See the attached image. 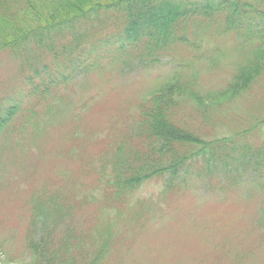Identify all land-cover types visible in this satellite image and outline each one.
Masks as SVG:
<instances>
[{
    "label": "rangeland",
    "instance_id": "obj_1",
    "mask_svg": "<svg viewBox=\"0 0 264 264\" xmlns=\"http://www.w3.org/2000/svg\"><path fill=\"white\" fill-rule=\"evenodd\" d=\"M238 41L215 37L218 56L169 49L158 63L133 61L126 49L121 61L102 58L85 72L41 53L35 67L60 70L57 87L42 82V68H21L0 52V108L13 112L0 130V264H42L40 253L53 250L79 264H264V181L248 167L229 177L180 171L169 188L161 176L129 191L109 182L118 164L112 146L126 156L148 148L134 126L161 82L190 74L202 93L218 91L249 51ZM258 82L217 109L208 96L201 107L173 93L184 96L175 122L205 137L231 131L264 115V77Z\"/></svg>",
    "mask_w": 264,
    "mask_h": 264
},
{
    "label": "trees",
    "instance_id": "obj_2",
    "mask_svg": "<svg viewBox=\"0 0 264 264\" xmlns=\"http://www.w3.org/2000/svg\"><path fill=\"white\" fill-rule=\"evenodd\" d=\"M221 35H233L239 40L237 45L249 46L246 55L237 57L230 80L218 91L205 93L190 74L184 78L174 73L163 80L150 104L140 107L134 126V134L145 139L148 148L133 149L126 156L117 143L112 146L118 164L109 182L118 190L129 191L160 176L163 187L169 188L180 171L188 177L192 171L202 176L224 170L221 174L229 177L243 167H248L254 179L264 181L263 114L252 113L231 131L205 137L175 122L177 99L184 96L172 98L173 93L184 92L189 101L203 107L198 99L208 96L217 100L212 103L217 109L220 104L237 102L259 84L264 77V0H0V52L16 59L21 68H42V82L56 87L60 70L35 67L39 59L46 60L47 54L41 53H49L58 65L64 62V68L85 72L98 67L102 58L106 65L121 61L117 55L126 49L129 59L147 57L154 63L167 50L180 47L218 56L222 51L214 45V38ZM12 115L0 108V130ZM240 161L245 164L239 165ZM40 254L42 264H79L69 254L60 258V251Z\"/></svg>",
    "mask_w": 264,
    "mask_h": 264
}]
</instances>
